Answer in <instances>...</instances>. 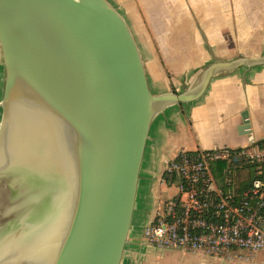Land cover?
Listing matches in <instances>:
<instances>
[{"label": "water", "instance_id": "1", "mask_svg": "<svg viewBox=\"0 0 264 264\" xmlns=\"http://www.w3.org/2000/svg\"><path fill=\"white\" fill-rule=\"evenodd\" d=\"M0 48V264H123L156 116L220 72L264 65L215 63L184 93L154 95L108 0H0Z\"/></svg>", "mask_w": 264, "mask_h": 264}, {"label": "crops", "instance_id": "2", "mask_svg": "<svg viewBox=\"0 0 264 264\" xmlns=\"http://www.w3.org/2000/svg\"><path fill=\"white\" fill-rule=\"evenodd\" d=\"M108 1L133 33L154 95L184 93L212 64L264 56V0ZM5 83L0 48V126ZM246 122L250 129L241 130ZM263 140L264 65L220 72L199 100L171 105L158 114L150 129L135 223L123 264H264V251L243 252L227 260L161 251L148 246L143 237L163 204L178 197L176 180L161 181L167 160L181 151H260Z\"/></svg>", "mask_w": 264, "mask_h": 264}, {"label": "built area", "instance_id": "3", "mask_svg": "<svg viewBox=\"0 0 264 264\" xmlns=\"http://www.w3.org/2000/svg\"><path fill=\"white\" fill-rule=\"evenodd\" d=\"M219 162L227 164L223 187L212 168ZM253 165H259L255 180L238 193L232 171ZM175 180L178 197L143 231L148 246L227 260L264 251V148L181 151L165 162L161 178L164 184Z\"/></svg>", "mask_w": 264, "mask_h": 264}, {"label": "trees", "instance_id": "4", "mask_svg": "<svg viewBox=\"0 0 264 264\" xmlns=\"http://www.w3.org/2000/svg\"><path fill=\"white\" fill-rule=\"evenodd\" d=\"M263 143L264 140L262 142H259V145ZM225 166L226 164L224 162H219L212 165L214 175L220 187H223V171ZM258 168L259 165H253L248 167H241L235 170L234 185L238 193L246 189L252 183V181L255 180Z\"/></svg>", "mask_w": 264, "mask_h": 264}, {"label": "bare ground", "instance_id": "5", "mask_svg": "<svg viewBox=\"0 0 264 264\" xmlns=\"http://www.w3.org/2000/svg\"><path fill=\"white\" fill-rule=\"evenodd\" d=\"M3 141H4V140H3ZM9 147H10V144H9L8 146H6V148H5V149H6V150H9Z\"/></svg>", "mask_w": 264, "mask_h": 264}]
</instances>
